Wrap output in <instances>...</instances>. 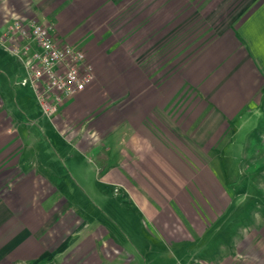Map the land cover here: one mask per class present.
Listing matches in <instances>:
<instances>
[{
    "label": "crops",
    "instance_id": "crops-1",
    "mask_svg": "<svg viewBox=\"0 0 264 264\" xmlns=\"http://www.w3.org/2000/svg\"><path fill=\"white\" fill-rule=\"evenodd\" d=\"M250 1L177 69L149 71L148 48L135 50L140 40L130 39L144 26L131 0H0V43L15 44L14 19L35 17L84 46L97 74L53 116L34 93L40 114L29 119L0 68V264H111L120 256L130 264L134 254L118 241L139 239L136 221L167 243L202 236L207 213L220 221L234 201L215 165L238 153L245 142L236 135L255 116L264 125V0ZM52 146L71 147L72 161H86L76 164L82 175L95 169L103 186L121 189V207L107 201L95 216L86 188H65ZM259 235L264 225L248 238Z\"/></svg>",
    "mask_w": 264,
    "mask_h": 264
},
{
    "label": "rangeland",
    "instance_id": "rangeland-1",
    "mask_svg": "<svg viewBox=\"0 0 264 264\" xmlns=\"http://www.w3.org/2000/svg\"><path fill=\"white\" fill-rule=\"evenodd\" d=\"M250 2V0H131L130 5L135 4L134 8L141 7L139 15L141 19L137 22L144 26L130 39L140 40L135 50L139 51V47H142L141 51H147L148 48L149 51L143 56L147 70L150 71V67H158L164 71L166 65L167 69H177L184 59L190 57L204 41L218 31L221 24L234 20L237 15L240 16L249 4L255 1ZM15 20L17 19L9 25V30H12ZM130 23L133 25L136 19L135 22L132 19ZM150 25L151 32L146 30ZM11 38L15 40V44L0 43V68L5 69L9 75L6 78L7 84L9 82L12 84V87L8 86V93L13 104L16 105V101L19 104L22 101L28 104L31 111L29 119L37 118L40 109L36 104L35 92L30 84L24 83L27 78L25 65L11 49L13 45L21 47L23 42L18 41L15 36ZM151 44L153 48L149 49ZM168 57V62H165ZM3 77L6 76L3 74ZM96 78L95 73L94 81ZM17 91L20 94L18 99L15 96ZM262 118L260 115L255 116L238 132L236 138L245 142L237 145L238 153L234 154L232 159L219 160L218 165H215V171L219 173L222 182L231 188L234 201L230 208L223 207L224 213L220 221L214 222L207 213L206 216L210 220L202 236L192 232L193 238L190 239L183 233L185 236L183 239H175L170 243L153 237L142 223L136 221L137 229H140V226L141 229L140 232L136 230L139 239L133 243H136L139 249L130 247L132 241H118L124 243L125 249L134 254L133 262L130 264H223V261L230 258L235 260L234 264H264V240L260 235L255 236L252 241L248 238L252 232H256L264 225ZM226 146L230 149V145ZM70 148L63 150L52 146L48 150L52 151L56 167L62 171L61 179L65 188L70 186L74 191H84L82 187L86 188L89 191L88 203L90 201L95 206V216L97 211H102L101 208L105 210L107 201L111 207L120 205L126 198L122 190L112 184L103 186L98 180L100 174L98 175L95 169H88V176L82 175L80 167L76 164L77 162L85 164L86 161L81 156L75 157L72 161L68 157ZM88 154L94 155L91 151ZM150 179L155 184L152 176ZM158 187L161 189L160 185ZM175 187L176 185L173 188ZM68 194L72 198V193ZM128 202L132 203L131 200ZM115 217L116 215H111V218ZM100 219L102 220L101 217ZM246 238L248 240H245ZM113 242L109 240L108 248L112 247ZM129 257L125 255V258ZM122 260L123 256L115 257L111 264H122Z\"/></svg>",
    "mask_w": 264,
    "mask_h": 264
},
{
    "label": "built area",
    "instance_id": "built-area-1",
    "mask_svg": "<svg viewBox=\"0 0 264 264\" xmlns=\"http://www.w3.org/2000/svg\"><path fill=\"white\" fill-rule=\"evenodd\" d=\"M8 35L23 42L11 49L24 63L44 115L56 114L67 98L94 81L85 47L55 33L50 22L17 19Z\"/></svg>",
    "mask_w": 264,
    "mask_h": 264
}]
</instances>
